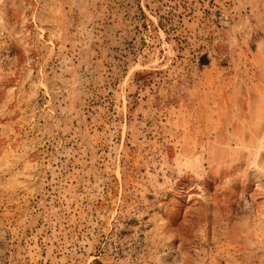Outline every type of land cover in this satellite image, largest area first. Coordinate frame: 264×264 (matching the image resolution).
I'll use <instances>...</instances> for the list:
<instances>
[{
  "label": "rangeland",
  "instance_id": "1",
  "mask_svg": "<svg viewBox=\"0 0 264 264\" xmlns=\"http://www.w3.org/2000/svg\"><path fill=\"white\" fill-rule=\"evenodd\" d=\"M0 264H264V0H0Z\"/></svg>",
  "mask_w": 264,
  "mask_h": 264
}]
</instances>
